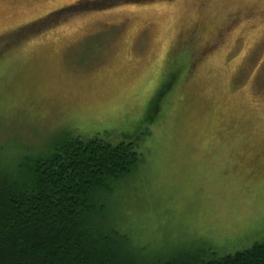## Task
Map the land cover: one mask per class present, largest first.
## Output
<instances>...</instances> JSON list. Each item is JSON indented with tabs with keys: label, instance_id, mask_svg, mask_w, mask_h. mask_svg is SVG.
Masks as SVG:
<instances>
[{
	"label": "rangeland",
	"instance_id": "1",
	"mask_svg": "<svg viewBox=\"0 0 264 264\" xmlns=\"http://www.w3.org/2000/svg\"><path fill=\"white\" fill-rule=\"evenodd\" d=\"M200 1L0 0V171L131 143L108 222L153 260L264 241V0Z\"/></svg>",
	"mask_w": 264,
	"mask_h": 264
},
{
	"label": "trees",
	"instance_id": "2",
	"mask_svg": "<svg viewBox=\"0 0 264 264\" xmlns=\"http://www.w3.org/2000/svg\"><path fill=\"white\" fill-rule=\"evenodd\" d=\"M63 135L21 174L0 171V264H264V241L222 256H140L108 222L112 185L138 163L132 144Z\"/></svg>",
	"mask_w": 264,
	"mask_h": 264
},
{
	"label": "snow or ice",
	"instance_id": "3",
	"mask_svg": "<svg viewBox=\"0 0 264 264\" xmlns=\"http://www.w3.org/2000/svg\"><path fill=\"white\" fill-rule=\"evenodd\" d=\"M38 30V26H35ZM22 33L0 34V59L5 57L22 39Z\"/></svg>",
	"mask_w": 264,
	"mask_h": 264
},
{
	"label": "flooded vegetation",
	"instance_id": "4",
	"mask_svg": "<svg viewBox=\"0 0 264 264\" xmlns=\"http://www.w3.org/2000/svg\"><path fill=\"white\" fill-rule=\"evenodd\" d=\"M122 1H124L123 3H137V2H140V1H143V0H122ZM187 4H188V2H187ZM195 3H193V5H194ZM202 4V0L197 4V7H199L200 5ZM237 15H240V14H237ZM229 19H228V22L225 24V26H227V28H230V27H232L233 25H234V23L232 24V23H229ZM194 23H195V27L197 28L198 27V23H196V20L194 21Z\"/></svg>",
	"mask_w": 264,
	"mask_h": 264
}]
</instances>
